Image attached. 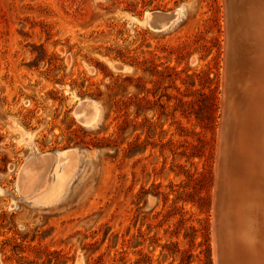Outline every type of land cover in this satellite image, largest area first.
<instances>
[{"label":"rangeland","instance_id":"rangeland-1","mask_svg":"<svg viewBox=\"0 0 264 264\" xmlns=\"http://www.w3.org/2000/svg\"><path fill=\"white\" fill-rule=\"evenodd\" d=\"M255 2L246 113L264 86ZM229 24L228 0H0V264H218L222 168L239 164L221 150Z\"/></svg>","mask_w":264,"mask_h":264},{"label":"bare ground","instance_id":"bare-ground-1","mask_svg":"<svg viewBox=\"0 0 264 264\" xmlns=\"http://www.w3.org/2000/svg\"><path fill=\"white\" fill-rule=\"evenodd\" d=\"M254 4H256L255 0H228L230 23L228 68L229 70L233 66L237 68L236 71L234 70L237 80L232 82L229 76L227 77L229 86L226 88L222 148L223 151L234 150V157L238 158L239 161L235 160L233 156L231 157L236 162L238 161L239 164L237 163L238 165L234 166V171L231 174H229V171L224 166L222 168L224 183L221 186L226 190V193H224V190L222 193L218 191L222 201L218 199L221 202L219 206L223 210L220 216L222 222L218 231L220 233L216 231L218 227H215V250L217 252L215 258H217L218 264H264V86L257 93L260 96V92L262 91V97L256 98L257 102L255 101L256 103H254V109L246 113L250 109L246 104L249 99L247 98L248 89L254 83L250 81L253 80V66L255 64V59L252 55L253 46L251 43H246V41L254 40L250 30L254 21L252 14ZM153 15L152 13L148 14L149 22L152 21ZM166 26L167 22L161 21L157 27L160 30ZM231 100L233 101L232 104ZM244 112L249 116L246 117ZM99 114V107L91 99L82 100L77 104L75 109L78 121L87 127H91L97 123ZM225 118L226 121L228 120V134H225ZM247 125L249 129L250 127L252 128L255 135L253 134L254 136L247 138L248 148L245 146L244 149H240L239 147L243 148L244 146H241L244 143V141L243 143L241 142L243 136L239 134V136H233L234 131L239 128L241 130L245 129ZM238 148L239 151H237ZM62 153H65V151H62ZM38 158L39 161H43L44 159L48 161L50 157L43 154ZM230 158L229 161L231 160ZM224 159L227 160V157L225 156ZM232 164L231 166H233ZM231 168L233 169V167ZM64 172V175H58L60 180L55 188L56 191H59L64 184L62 180L66 176V171ZM20 173V176L23 178V186L24 184L27 186L28 182L36 186L32 182V180H35L36 174H38L33 159L32 162H29L21 169ZM223 196L225 197L224 199Z\"/></svg>","mask_w":264,"mask_h":264},{"label":"water","instance_id":"water-1","mask_svg":"<svg viewBox=\"0 0 264 264\" xmlns=\"http://www.w3.org/2000/svg\"><path fill=\"white\" fill-rule=\"evenodd\" d=\"M153 14H154L153 15V19H152V21L150 23L155 29H159V27H157V26H158V24L161 21L169 23L173 19V14H164L163 12L162 13L161 12L160 13L159 12H154ZM227 66H228V62H227ZM228 86H229V82L227 80L226 81V88H228ZM225 100H226V98H225ZM224 113H225V107H224ZM227 123H228V120L226 121V118H225V134L229 133V128H228V124ZM221 150H222V142H221ZM49 155L52 156L53 154H49ZM220 161H221V158H220ZM219 188L220 187H219V183H218V191H219ZM218 191H217V193H218ZM216 208H217V206H216Z\"/></svg>","mask_w":264,"mask_h":264}]
</instances>
